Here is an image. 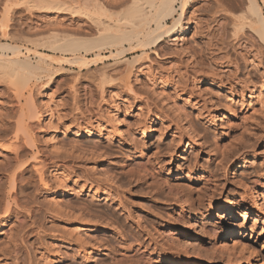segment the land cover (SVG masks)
<instances>
[{
  "label": "rangeland",
  "instance_id": "rangeland-1",
  "mask_svg": "<svg viewBox=\"0 0 264 264\" xmlns=\"http://www.w3.org/2000/svg\"><path fill=\"white\" fill-rule=\"evenodd\" d=\"M32 1L0 0V44L43 63L24 86H14L15 66L0 61V264H169L155 253L162 246L181 260L194 259L195 248L205 264H248L230 261L214 230L232 242H254L264 226V216L245 207L255 199L254 180L264 189V42L250 1L191 0L180 47L164 36L142 52L125 51L122 60L82 66L45 64L32 51L73 60L109 55L116 46L72 53L44 43L101 37L108 21ZM62 1H100L116 18L134 0ZM257 1L264 10V0ZM175 6L180 11L179 0ZM0 55L13 52L0 48ZM20 86L39 114L30 142L14 140ZM96 126L103 128L97 133ZM241 228L243 235H233ZM123 241L143 243L148 252L139 263L122 257Z\"/></svg>",
  "mask_w": 264,
  "mask_h": 264
},
{
  "label": "bare ground",
  "instance_id": "bare-ground-1",
  "mask_svg": "<svg viewBox=\"0 0 264 264\" xmlns=\"http://www.w3.org/2000/svg\"><path fill=\"white\" fill-rule=\"evenodd\" d=\"M178 0H134L133 3L122 13L118 14L116 18L113 17V13L108 12L107 7L100 1H89L83 5H70L62 0H33L32 3L34 6L45 5L47 8L57 9L59 11H69L70 9L73 12H80L92 22L105 24V20L108 21L106 30L107 33L101 35V37L93 38V39H78L75 37H62V38H51L47 39L44 43L51 47L52 49H60L64 51H70L72 53L82 48L85 50H100L105 47L116 46V52L111 51L109 55H102L101 52L94 53L92 59L87 60L82 57V55H75V58L60 55L56 56L49 55L44 52H40L37 50L32 51L35 56L39 58L40 61L45 64L48 61H52L51 59L58 61H71L77 62L76 64L82 66L87 63V61L91 63H99L109 58L110 56L117 57L122 60V56L125 51L131 50L132 52L137 51L140 48L143 49L146 45H150L155 42H159L164 39V36H172V42L177 47H180V43H182L185 35V22L187 20V9L191 0H179L180 6L179 10L175 6V3ZM248 10L254 16L253 24L254 30L257 36H260L264 42V10L261 7L257 0H249ZM177 5V4H176ZM44 7V6H43ZM10 9H6L5 13H8ZM178 14V16H175ZM8 15V14H7ZM171 16L172 23L167 24L164 20L166 17ZM190 20V19H189ZM189 22V21H188ZM252 22V21H251ZM155 24V27L152 28L151 25ZM128 42L130 44L129 48H125L123 44ZM19 47V46H18ZM17 46L11 44H0V48L8 49L13 52V56L11 57H3L4 55H0V61L8 62L9 64H13V69L10 71L11 77L14 81L11 83L12 85H22L24 86L28 81L31 80L32 77H35V71L43 69L41 63H33L31 60H27L24 57V53H22ZM27 51L28 50L27 48ZM142 52V51H141ZM142 56V55H141ZM50 59V60H48ZM127 59V58H126ZM76 60V61H75ZM124 60V59H123ZM128 60V59H127ZM125 62V61H124ZM128 64L134 61H127ZM63 64V63H62ZM12 68V67H11ZM149 72V71H148ZM9 73V72H8ZM142 73V72H141ZM39 74V72H38ZM152 75V74H151ZM150 76V74H149ZM137 79V78H136ZM14 83V84H13ZM13 86V87H14ZM132 87V86H131ZM18 96V100L20 102L19 115L16 121L17 134H14V140L19 142L21 140H25L30 142L32 134H30L29 127L31 125V120L37 118L39 116L36 104L34 103L33 97L31 95H26L21 92L22 88L16 87L15 90ZM20 91V92H19ZM30 93V92H29ZM165 103V102H164ZM49 123V127L52 131H55L51 125V118L47 121ZM154 120H151L147 125V133L151 131L154 125ZM97 129V133L102 130L103 126L95 127ZM85 131H92L89 129H84ZM82 131H77V134H82ZM93 132V131H92ZM52 133V132H51ZM17 154V153H16ZM41 170H39L40 172ZM189 176V174H188ZM10 179V184L12 188H15L17 173L14 171L8 177ZM40 178L42 183H46V176L43 172H40ZM254 184L250 186V189L254 191L255 199L253 202H247L246 209L249 212H252L256 215V217L264 216V189L260 190L256 187L255 183L259 182V179L254 180ZM259 184V183H258ZM262 185V184H261ZM264 185V184H263ZM171 189V188H170ZM178 191V189H174ZM179 200H183L184 204H187L189 208H192L193 201L190 202L188 198L183 195V193H179ZM177 196V197H178ZM233 200V199H231ZM252 201V200H251ZM237 201H232L230 204H234ZM231 205H227L224 209H229ZM184 208V207H183ZM246 216V215H245ZM255 217V218H256ZM178 223H182L185 220L184 214L181 212L177 216ZM256 220V219H255ZM255 226V224H254ZM81 228V227H80ZM261 232H257V236H255V241L250 242L246 239H239L234 242L228 239L229 236L226 235L227 232L218 233V228H215L214 235L216 237H220L221 245L220 249L226 252V256L232 262L239 263L241 260H248V264H264V236L261 233L264 231V226L260 227ZM243 228L239 231H232L233 235L244 234ZM164 233H167L168 236H172L175 233L173 230H169ZM254 229L251 230L250 235L254 234ZM245 233L247 230L245 229ZM246 235V234H245ZM198 244V243H196ZM184 246V245H183ZM196 248H199L196 245ZM147 246L143 243L134 244L128 243L126 241L122 242V247L117 248V251L120 253H124L122 257L134 259L137 263L143 259L145 253L148 252L146 250ZM187 249V248H186ZM195 255L194 259H179L175 256L174 253L168 252L166 247H158L155 250V253H159L164 257L166 263L172 264H205V260L199 256L200 251L195 248H191ZM200 249V248H199ZM160 250V251H159ZM167 252H166V251ZM116 252V251H115ZM151 252V251H150ZM164 252V253H163ZM188 252V251H187ZM192 252V253H193ZM188 254V253H187ZM200 254V255H201ZM151 255V254H150ZM190 255V254H189ZM229 261V262H230ZM234 262V263H235Z\"/></svg>",
  "mask_w": 264,
  "mask_h": 264
}]
</instances>
